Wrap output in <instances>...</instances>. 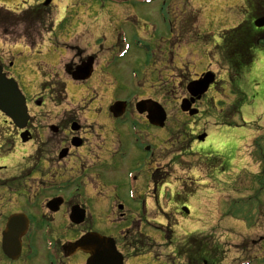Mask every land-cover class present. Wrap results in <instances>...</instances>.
I'll return each mask as SVG.
<instances>
[{"label": "flooded vegetation", "instance_id": "1", "mask_svg": "<svg viewBox=\"0 0 264 264\" xmlns=\"http://www.w3.org/2000/svg\"><path fill=\"white\" fill-rule=\"evenodd\" d=\"M232 5L241 11L244 23L233 28L239 34L237 38L235 33L220 34L217 53L214 51L213 56L206 54L208 50L201 53L200 41L189 44V48L187 43H179L193 35L202 38L205 32H210L208 25L211 24L203 28V12L191 10L190 18L177 20L178 7L167 6L172 15L170 22L167 19L170 34L158 35L153 29L150 39H138L143 50L137 54L145 56L143 61H138L142 57L137 55L131 63L122 35L115 38L116 48H104L106 34H101L99 28L94 32L98 35L95 41L101 47L91 53L79 48L71 50L73 55L63 64L58 79L54 77L51 82L42 83L40 89L43 88L44 95L27 99L28 141H22L23 131L0 112L7 128V132H2L0 125V264H86L89 255L70 246L84 235L98 233L116 238L117 229L122 238L143 234L149 213L147 200L154 201L156 210L160 199L166 196L162 189L170 188L173 182L170 178L174 167L170 162L163 166L167 146L162 143L166 137L164 132L171 131L173 122L168 115L164 127L148 121L154 103H161L145 96L144 86L155 89L158 82H171L172 87L168 89L176 90V103L188 101L198 111L193 117L183 116L187 123L177 122L182 123L183 131L188 130L185 140H189L190 152L186 154H199L192 145L207 134L204 123L209 118L217 119L216 126L224 121L223 107L229 104L228 99H233L230 105L236 111L240 98L234 97L238 94H226L227 86L233 84L236 91L239 87L231 77V69L248 61L250 45L260 54L264 53V27L255 26L256 21H264V0H241ZM86 27L82 21L76 29L90 31ZM195 44L199 46L194 48ZM189 52L195 62L185 65V60L182 63L180 60ZM90 59L94 70L89 79L74 80L78 67ZM227 62L229 67L225 65ZM133 68H137L136 72L130 74ZM210 73L215 75V81L208 91L201 92L204 75ZM134 75L136 81L132 80ZM139 103L145 113L137 109ZM36 109L43 110V115L31 113ZM173 129L179 136V125H173ZM19 140L24 146H30L23 151L24 163L15 156ZM167 143L168 147H174L171 138ZM127 167L139 171L132 184L129 183L132 172L126 171ZM181 195L182 192H169L172 198ZM226 207L225 200L218 201L224 223ZM246 214L243 223L261 235L257 241L243 244H253L255 248L244 247V258L251 264H264L263 195ZM201 234L207 232L203 230ZM258 245L260 249L256 250ZM186 250L189 264H223L219 249L211 248L203 236L193 239Z\"/></svg>", "mask_w": 264, "mask_h": 264}, {"label": "rangeland", "instance_id": "2", "mask_svg": "<svg viewBox=\"0 0 264 264\" xmlns=\"http://www.w3.org/2000/svg\"><path fill=\"white\" fill-rule=\"evenodd\" d=\"M32 1L34 0H0V7L7 9V11H20L32 6ZM41 1L42 0H35L34 2L40 3ZM163 1L157 0L152 3H147L145 0H54V4H52L53 7L45 12L46 18L44 19L46 25L44 28L40 29L34 24L31 26L32 28L26 30L24 26H19L18 24L14 29H7L5 27H2V30L0 29V65L5 68L7 75L18 83L24 96H26L27 99H33L42 94L44 95L43 88L40 89L42 83L51 82L54 77L58 79V74H60L63 64L68 62L73 55L71 50L79 48L82 51L91 53V50L94 51L98 49V47H101V43L98 44L95 41V39H98V35L95 36V28H99L101 34H106L105 44L102 43V45L105 46L104 48H116L115 38L122 35L121 38L123 41L129 44L127 52H129V57H132L130 61L133 63L137 55L142 57L138 61L146 59L143 54H137L138 51L143 50V48H140L142 47L141 44L137 43L138 39L142 40L144 37H149L150 39L154 35L153 29L158 35L167 37V35L170 34L169 22L172 15L170 11L167 10V6L178 7V12L176 11L177 20L190 18L189 14L193 9L203 12V28L207 29L206 24H211L208 25L210 32H205L202 38L198 37V35H193L192 37L185 38L183 41H179V43L185 42L189 48V46H191L189 44L200 41L199 45H202L200 48L201 53H205L208 50L209 53L207 52L206 54L210 56H213V52L217 50L216 43H218L219 36L222 33L218 32L223 29H228V32L232 33L233 28L238 26L241 19H244V16L240 15L241 11H239V9H232V2L238 3V1L241 0H166L165 5ZM40 8H43V6H40ZM52 19H54L55 22L54 28L50 34H47L46 32L49 30ZM167 19H169V22ZM82 21H85L87 25L86 28L89 27L90 31H84L85 28L80 30L76 29ZM28 26L29 24L26 25V27ZM149 27H151V29L147 31ZM164 41L165 40H163V42ZM215 41L216 43H214ZM26 43H29V45L33 47L28 46ZM66 44L68 45L65 47L64 45ZM97 44L99 46H97ZM197 44L193 47L196 48L199 46ZM202 50H204V52H202ZM216 53V58H218ZM252 55L253 60L251 59L246 63L244 62V66L232 68L230 73L231 77L235 79L241 75V68L242 72H244L245 68L249 69V75L243 76L246 93H240L239 90L236 91L233 84L227 86L228 88L226 91L228 95L234 92L241 94H238L234 99L238 100V98H240L237 104L238 107L242 104V111L229 117L230 114H232L234 106L230 105L233 99L229 100L227 97L229 106L227 108L223 107L225 108L226 116H228L225 118V121L230 120L235 124L234 126H213L208 119L204 123V127L208 132L206 141L200 145H197L198 142L192 145L194 150H198L199 155L188 156L186 154L190 152L188 148L190 147L189 140H185L188 136V130L186 128L183 131L181 127L182 123H178L177 120L187 123V118L183 117L184 114H182L178 107L181 102L176 103V90L172 91L168 89L172 87V83L164 81L158 82L155 89L152 84L151 86L153 89H147L149 86H144L146 91H143V94L156 98L164 109L167 110V115L170 116L169 118L173 122L172 126L169 127L171 131L164 132L166 137L163 138L164 141L162 143L167 146V150L164 151L163 166L169 162L173 163V175L170 178L173 179V182L170 190L172 194H179L182 192L183 195L171 199L168 198V195L165 196L163 199H160L156 210L154 201L148 200V220L153 224L155 219L156 221L162 222L164 236L160 238L158 230L156 231L157 233H155L150 229H146V234L151 236L148 237L149 241L143 240L141 245L144 246L142 247L139 245L135 250L130 248V245L134 242L128 244L129 241H127L126 244H128V247H126L122 243L123 238L120 239L119 250L125 257H128L125 260V264H187L186 260H183V254H186L185 249L192 243L194 233L191 234V226H193V224L185 220L186 217L180 212V206L182 203L184 204L186 200L190 199L192 201V209L197 210L194 212L192 218L194 223H196L199 221V218H201V213L205 220L207 214L210 217L208 213V211H211V209H209L210 205H206L210 197L232 200L233 205L230 207V211H232V213L234 212V215H237L236 211L238 209H242L241 213L246 210L244 206L246 205V203H244L245 201H243V203L234 202L235 199L241 198L238 192H236L237 189H248L250 187L249 185L252 184L254 190L253 192L248 190L250 194L253 193L257 195L258 189L259 193H263L264 53L259 54L254 51ZM190 56V52L186 55L184 54V59L180 60V62L182 63L185 60V62H183L185 65L188 63L192 64L195 60ZM225 65L229 67L228 62ZM136 69H130L129 73L136 72ZM185 70H187V68H185ZM165 73L166 70L163 74ZM46 76H48L46 79L47 81H45ZM136 78L137 77L134 75L132 80L136 81ZM95 98L99 99L97 97ZM213 111L214 110H212V114ZM31 113L43 115L44 112L43 110L36 109V111L33 110ZM217 114L218 111L215 112L214 116ZM213 120L216 121L217 119ZM175 124L179 125V136L174 132L173 125ZM0 125L2 126V132H7L6 124H3L1 119ZM183 126L186 127L185 125ZM149 128L150 127H147L146 129L150 133ZM170 138L174 147H168L170 144L167 143V139L169 141ZM16 146L18 155L15 156L20 163H24L21 157L26 154L23 153V151L24 149H29L30 146H24L21 140L18 141V145ZM171 152L175 155H172ZM197 156L199 160L194 161ZM223 157H233L234 159V165H230V170L232 167L233 171L226 174V177H228V179H237L236 186H228L226 190H223L225 192H220L216 194V196H213L212 191L217 188L215 185L211 187L203 185L200 187L196 183L194 184L193 180L207 178L210 173L206 170V167L211 164H213L214 168L211 165L210 171L215 175L214 177H218L220 171L217 170L214 161L217 158L223 159ZM201 161L206 162L207 166L201 163ZM125 170L132 172L129 179V183L132 184L134 178L138 176L139 171L132 167H127ZM175 176L177 178H175ZM257 178L261 179L259 180V186L256 185ZM164 189H162L163 193H165L166 190ZM229 189L233 190V192L231 193ZM227 196H230V198ZM236 202L240 201L237 200ZM213 208L219 211L215 205ZM217 214L218 219L215 220V224L213 223L214 226H216L217 221L221 219V214L218 212ZM222 224V227L212 229V233L215 234L209 235L210 240L213 245L218 242V245L222 249L220 253L222 257L226 259L225 264H234L236 260H238L236 258L242 259V257H245V253L242 251L244 247H253V244H251L252 246H245L243 244L257 241L261 233L251 229L250 225L240 223L234 218H227L225 223L224 220H222ZM160 228L161 227L157 226V229ZM176 228H178V230L176 236H172L173 245L171 246V242L169 244L167 241H164L165 239L163 238H165V232L169 233L170 230L175 231ZM117 231L118 229L116 232ZM155 243L157 245H155ZM175 246H178L181 255L174 251ZM259 249L260 245L256 246V250ZM141 251L152 253H142L139 256H132L136 255V253H141Z\"/></svg>", "mask_w": 264, "mask_h": 264}, {"label": "water", "instance_id": "3", "mask_svg": "<svg viewBox=\"0 0 264 264\" xmlns=\"http://www.w3.org/2000/svg\"><path fill=\"white\" fill-rule=\"evenodd\" d=\"M52 1L46 0L45 6H48ZM258 27L264 26V22L257 24ZM93 70V60L85 65L78 67L74 73L75 80H86L90 77ZM209 80L206 81L205 87L209 84ZM191 106L189 103H183L182 110L187 113ZM142 103L138 105L140 113L144 110L141 108ZM0 111L5 116L11 118L13 122L20 128L24 129L28 123L29 116L28 108L26 104V98L21 94L18 88V84L13 80L9 79L3 72V68L0 66ZM196 114L195 111H190V115ZM148 119L152 124L162 126L165 119L166 113L162 107L155 104V110L152 112ZM28 133L22 134L24 142L28 141ZM205 137L200 138L204 140ZM76 249H81L86 253L90 254L87 264H124V258L116 251L115 243L110 239H105L99 235L90 234L82 238L81 241L77 242L74 246Z\"/></svg>", "mask_w": 264, "mask_h": 264}, {"label": "bare ground", "instance_id": "4", "mask_svg": "<svg viewBox=\"0 0 264 264\" xmlns=\"http://www.w3.org/2000/svg\"><path fill=\"white\" fill-rule=\"evenodd\" d=\"M260 21H262V20H260ZM240 35H241V33H240ZM248 50H249L248 53H250V55L253 58L252 54L254 51L252 50V48H249ZM202 86H203L202 90H205L204 85H202ZM166 121H167V118H166ZM200 125H202V124H200ZM196 160L198 161L199 159L197 158ZM233 160H234L233 157H230V158L223 157V159L217 158L214 161V164L216 165L217 170L220 171V174L218 175V177H214L215 175L210 171V169H211L210 166L212 165V167H213V164L207 166L206 162L201 161V163L205 164L208 167V168L206 167V170L209 171V173H210V175L207 178H204L205 181L209 180V181H206L207 185L210 187L212 185H215L217 187L212 191L214 194H218L220 192H225L223 190H226L228 188V186L235 184V182L237 181V179H228V177H226V174L231 173V171H233L232 167L230 170V165H232V166L234 165ZM201 169H202V167H201ZM202 172H203V170H202ZM212 179H218V180H212ZM215 244L218 245V242Z\"/></svg>", "mask_w": 264, "mask_h": 264}, {"label": "trees", "instance_id": "5", "mask_svg": "<svg viewBox=\"0 0 264 264\" xmlns=\"http://www.w3.org/2000/svg\"><path fill=\"white\" fill-rule=\"evenodd\" d=\"M44 20V12H40L38 8L22 12L21 14H16L5 10L0 7V29L5 27L7 29H14L16 26L27 25L26 30H28L33 22H40ZM7 33V32H5Z\"/></svg>", "mask_w": 264, "mask_h": 264}]
</instances>
